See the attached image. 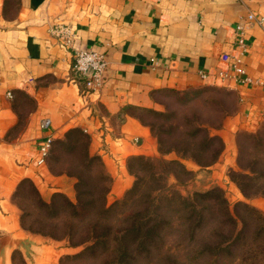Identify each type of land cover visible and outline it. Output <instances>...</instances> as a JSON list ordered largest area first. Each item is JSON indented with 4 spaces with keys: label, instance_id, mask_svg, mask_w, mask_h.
Wrapping results in <instances>:
<instances>
[{
    "label": "crops",
    "instance_id": "1",
    "mask_svg": "<svg viewBox=\"0 0 264 264\" xmlns=\"http://www.w3.org/2000/svg\"><path fill=\"white\" fill-rule=\"evenodd\" d=\"M251 10L264 15V0H0V232L10 235L1 243L0 264H14L15 249L27 264H61L63 254L75 251L65 240L24 228L12 198L25 177L46 185V199L54 191L73 195L76 180L35 162L45 131L58 138L87 127L90 152L102 156L117 198L133 184L131 156L161 155L143 118V111L157 107L161 91L223 86L239 100L227 127H246L250 113L257 125L263 121L259 22L245 31L242 66L252 81L219 76L226 65L220 57L235 47L236 26ZM55 23L72 27L71 48L51 32ZM79 48L103 51L109 60L96 91L86 90L73 67ZM23 96L32 103L22 105ZM44 117L51 119L48 130L41 126ZM227 162L223 155L211 167L219 172Z\"/></svg>",
    "mask_w": 264,
    "mask_h": 264
},
{
    "label": "trees",
    "instance_id": "2",
    "mask_svg": "<svg viewBox=\"0 0 264 264\" xmlns=\"http://www.w3.org/2000/svg\"><path fill=\"white\" fill-rule=\"evenodd\" d=\"M58 142L68 144L69 152L78 160L77 170H66L77 178L76 199L56 191L46 200L29 177L21 180L15 198L22 189L30 198L29 204L16 200L23 210V227L65 240L68 246L82 247L76 253L62 255L61 264L65 259L87 264H202L203 259L209 264H264V249L238 250L242 239L254 230L240 215V207L256 228L259 225L264 239V213L258 207L240 201L233 210L221 187L184 195L169 188L155 161L142 154L128 161L129 170L136 176L133 185L109 203L112 176L102 156L90 152L89 134L81 127L70 128L65 140L54 138L49 156ZM172 162L183 167L179 160ZM215 218H219L220 230L223 226H229V230H222L224 238L219 240L215 237L221 232H211L206 247L201 248L199 239L213 231ZM247 251L249 255L243 257L241 254ZM16 252L27 264L21 252ZM228 253L232 254L229 260Z\"/></svg>",
    "mask_w": 264,
    "mask_h": 264
},
{
    "label": "rangeland",
    "instance_id": "3",
    "mask_svg": "<svg viewBox=\"0 0 264 264\" xmlns=\"http://www.w3.org/2000/svg\"><path fill=\"white\" fill-rule=\"evenodd\" d=\"M157 98V107L143 111V118L157 137L161 152V155L150 157L162 172L169 188H176L184 195H192L196 191L221 187L233 210L238 202L243 201L258 207L264 213V119L254 130L242 126L236 128L233 125L227 127V119L239 109V100L233 90L215 84H201L186 90H163ZM21 102L22 105L32 103L31 99L25 96L22 97ZM58 138L65 140V134ZM223 155L227 156L228 162L223 168L217 169L219 172H215V167L211 165L219 161ZM172 160H179L183 167L173 163ZM77 163L76 157L69 152V145L62 142L55 143L47 160V166L52 174H65L74 180L77 178L68 174L66 170H77ZM133 176L135 180L136 176L134 174ZM31 180L46 199L44 196L48 189L46 185L39 187L32 178ZM48 185L50 186V183ZM126 190L117 198L122 197ZM110 191L111 187L108 202L113 203L117 198H114ZM15 192L12 198L16 204V200L29 204L30 198L25 189L18 192L17 198ZM52 195L46 200H50ZM69 197L76 199L75 183L73 195ZM17 206L21 221L23 210L18 204ZM33 207L35 206L32 205L31 208ZM240 215L250 222V228L254 230L242 239L238 250L264 249L263 234H259V225L256 228L245 209L241 207ZM32 220L33 216L28 218L29 223ZM218 220L219 218L213 220L215 224L213 231L205 232L199 239L201 248L206 247L204 244L212 236L211 232L220 231L221 234L215 237L219 240L223 239V233L229 230V226H223L220 230ZM241 225L240 219L239 227ZM9 237L8 233L0 232V253L1 243L3 244ZM81 248V246L75 247V251L69 253H76ZM15 251L19 250L15 249L13 252L14 264H24L20 253L15 254ZM241 255L244 257L249 254L247 251ZM226 256L229 260L232 254L228 253ZM64 262L87 264L86 261L77 259H65ZM202 264L209 262L203 259Z\"/></svg>",
    "mask_w": 264,
    "mask_h": 264
},
{
    "label": "built area",
    "instance_id": "4",
    "mask_svg": "<svg viewBox=\"0 0 264 264\" xmlns=\"http://www.w3.org/2000/svg\"><path fill=\"white\" fill-rule=\"evenodd\" d=\"M254 21L259 22L264 30V15L258 14L252 10L249 11L245 23L236 26L235 47L233 50L222 54L220 57L226 64L225 67H222L219 71V76L221 78L241 75V79L252 81V78L245 74L242 62L243 55L248 47L245 41V31ZM50 30L59 38V41L64 46L69 48L73 46L74 32L69 24L55 23L50 26ZM108 65L109 60L103 51L86 48H79L76 50L73 67L79 77L85 78V88L87 91H96L104 86ZM203 75L206 76L207 74L203 73ZM10 96H12V93H10ZM256 118L257 117L250 113V116L246 120V128L248 130H254L258 127ZM50 124V117H44L41 120V126L45 130H48ZM83 129L85 132H88L87 127ZM54 138L51 132L45 131L39 150L35 156V162L38 165L46 164ZM136 139L138 140V138Z\"/></svg>",
    "mask_w": 264,
    "mask_h": 264
}]
</instances>
